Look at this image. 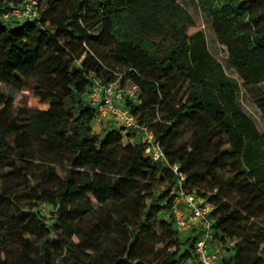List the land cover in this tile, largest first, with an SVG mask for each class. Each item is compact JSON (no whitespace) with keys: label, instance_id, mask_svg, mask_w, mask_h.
<instances>
[{"label":"trees","instance_id":"obj_1","mask_svg":"<svg viewBox=\"0 0 264 264\" xmlns=\"http://www.w3.org/2000/svg\"><path fill=\"white\" fill-rule=\"evenodd\" d=\"M23 1L0 0V12ZM195 1L264 118V0ZM194 27L176 0H39L34 20L0 18V83L50 105L0 96V264H183L193 255L200 232L179 236L169 165L120 128H93L92 77L126 70L143 91L127 107L181 165L187 190L215 206L212 243L231 251L219 264H264V133ZM125 46L158 71L130 65Z\"/></svg>","mask_w":264,"mask_h":264},{"label":"built area","instance_id":"obj_2","mask_svg":"<svg viewBox=\"0 0 264 264\" xmlns=\"http://www.w3.org/2000/svg\"><path fill=\"white\" fill-rule=\"evenodd\" d=\"M38 4L39 0H24L21 5H13L10 9L0 12V18L20 22L34 20L38 17ZM114 75L111 81L92 77L87 100L94 108L93 128L108 123L111 126L106 130L120 128L124 140L135 138L144 144L145 154L154 163L162 162L169 165L177 179L171 207L176 226L181 233H187L193 229L200 232L193 255L183 264H219L220 249L212 243L214 204L197 192L187 190L186 174L182 171L181 165L168 163V157L160 138L150 126L142 123L127 107L130 101L137 104L141 102L143 92L141 84L129 77V70L114 72Z\"/></svg>","mask_w":264,"mask_h":264},{"label":"rangeland","instance_id":"obj_3","mask_svg":"<svg viewBox=\"0 0 264 264\" xmlns=\"http://www.w3.org/2000/svg\"><path fill=\"white\" fill-rule=\"evenodd\" d=\"M181 5L189 10L192 14L195 22L194 30H202L206 35L207 46L211 52V54L223 65L224 71L234 79L235 81V88H236V95L239 102L240 107L242 110L249 115L260 132L264 133V118L262 113L256 103L257 94L254 91H248L247 87L244 83L243 78L239 75L237 69L232 64V61L229 56V52L224 44H222L211 25L210 22L202 15L199 6L195 0H176ZM124 51L128 53L131 57L130 65L133 67H137V69L151 70L150 72L153 74L155 70L158 71V64L154 61H150L149 64H145V57L140 55L137 51L129 48L130 46H125ZM258 91L264 92V83L258 84L256 86ZM0 96L3 98H11L14 104L18 105L22 101H26L30 107L33 108H45L48 107V104L41 103L40 100L34 97L29 91L27 90H15L11 89L7 86H4L0 83ZM192 159L195 162H199L197 158H189L188 156L185 157V160ZM58 170L61 174L66 175L70 172V168L67 166L59 167ZM191 181H195V178L192 177ZM155 192L158 194H162L165 190L163 184L156 185L154 188ZM23 207L29 208L30 207V200L27 197H23L20 199ZM40 211L44 216H50L51 211L53 210V205L50 203H42L40 206ZM181 233V232H180ZM186 233L179 234L182 240H185L187 236ZM216 246V245H214ZM220 249V259L228 258L231 255V251L227 246L223 248L221 246H216ZM2 247L0 246V249ZM220 263V260H219Z\"/></svg>","mask_w":264,"mask_h":264},{"label":"crops","instance_id":"obj_4","mask_svg":"<svg viewBox=\"0 0 264 264\" xmlns=\"http://www.w3.org/2000/svg\"><path fill=\"white\" fill-rule=\"evenodd\" d=\"M47 104V103H46ZM50 107V105L48 104V107H45V108H42V109H45V110H47L48 108ZM109 126H111V124H105V125H103V126H96L95 128H94V130L97 132V133H104L105 131H106V129L109 127Z\"/></svg>","mask_w":264,"mask_h":264}]
</instances>
